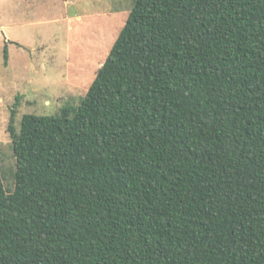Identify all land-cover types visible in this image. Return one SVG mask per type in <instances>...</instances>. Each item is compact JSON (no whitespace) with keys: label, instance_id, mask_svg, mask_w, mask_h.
Segmentation results:
<instances>
[{"label":"trees","instance_id":"trees-1","mask_svg":"<svg viewBox=\"0 0 264 264\" xmlns=\"http://www.w3.org/2000/svg\"><path fill=\"white\" fill-rule=\"evenodd\" d=\"M15 116L0 264H264V0H134L80 105Z\"/></svg>","mask_w":264,"mask_h":264},{"label":"rangeland","instance_id":"rangeland-1","mask_svg":"<svg viewBox=\"0 0 264 264\" xmlns=\"http://www.w3.org/2000/svg\"><path fill=\"white\" fill-rule=\"evenodd\" d=\"M133 1L0 0V174L7 191L14 190L16 171L11 111L19 131L25 114L56 115L80 105Z\"/></svg>","mask_w":264,"mask_h":264}]
</instances>
